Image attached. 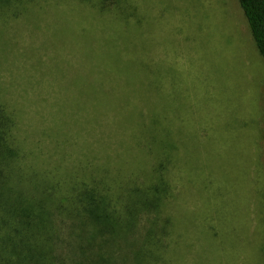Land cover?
I'll return each mask as SVG.
<instances>
[{
  "label": "rangeland",
  "instance_id": "rangeland-1",
  "mask_svg": "<svg viewBox=\"0 0 264 264\" xmlns=\"http://www.w3.org/2000/svg\"><path fill=\"white\" fill-rule=\"evenodd\" d=\"M38 2L0 34L1 99L17 115L24 163L51 170L146 156L138 143L130 147L132 131H58L63 116L73 119L72 102L104 71L133 86L137 102L148 94L155 131H137V141L176 148L156 153L169 161V210L182 220L173 229L172 247L182 244L174 263L264 264V60L238 0H138L137 72L105 43L113 30H103L106 16L73 3L70 14L67 0ZM45 3L53 6L48 12L38 9ZM120 33L113 30L123 41ZM85 53L95 59L94 74L80 64ZM100 59L107 63L97 66ZM109 151L121 157L108 160Z\"/></svg>",
  "mask_w": 264,
  "mask_h": 264
},
{
  "label": "trees",
  "instance_id": "trees-1",
  "mask_svg": "<svg viewBox=\"0 0 264 264\" xmlns=\"http://www.w3.org/2000/svg\"><path fill=\"white\" fill-rule=\"evenodd\" d=\"M38 1L0 0V34L5 23L30 13L35 9L32 4ZM137 2L67 0L66 10L72 14L70 3L83 7V11L95 10L111 20L103 30L125 31L126 35L120 33L123 41L116 39L112 30V37L105 43L111 44L117 60L125 59L128 68L137 72V37L144 19L143 15L138 16ZM238 3L264 60V0ZM48 6L45 3L38 9L47 8L48 12L53 7ZM151 14L147 17L148 34L154 26ZM124 53L128 57L123 58ZM90 58L94 57L85 53L80 64L88 63L94 74L91 61L95 59ZM100 60L97 66L107 63ZM92 80L86 87L88 94L84 91L69 106L73 119L69 121L63 116L58 131H132L136 146L130 147L137 149L138 143L146 156L137 158L130 154L129 158L119 159L127 161L102 165L95 161L78 167L73 163L68 167L56 164L51 170L25 164L26 153L16 132L17 115L1 99L0 92V264H175L180 259L182 244L178 242L172 247L174 226L182 224V220L169 210L174 197L170 165L156 154L161 149L176 148H156L150 141H137V131H155V122L148 119L152 103L146 92L145 98L139 97L137 102V92L129 93L133 86L126 89L120 84L121 79L108 80L103 71L96 78L92 76ZM163 82L170 86L164 78ZM115 85H121V95ZM148 90L152 93V89ZM89 94L92 97L82 107L79 101L83 102ZM128 94L131 99L121 98ZM65 106L62 109H67ZM112 154L109 151L106 158L121 157V153ZM235 164L234 161L237 167ZM231 196L228 193L227 198Z\"/></svg>",
  "mask_w": 264,
  "mask_h": 264
}]
</instances>
